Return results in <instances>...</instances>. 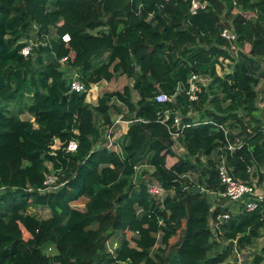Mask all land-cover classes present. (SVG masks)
I'll use <instances>...</instances> for the list:
<instances>
[{"label":"trees","instance_id":"1","mask_svg":"<svg viewBox=\"0 0 264 264\" xmlns=\"http://www.w3.org/2000/svg\"><path fill=\"white\" fill-rule=\"evenodd\" d=\"M200 1L206 6L193 14L191 0H0V264H238L234 240L242 250L264 235V202L250 212L212 210L206 193L224 189L213 158L221 147L234 176L264 183V90L252 68L264 62V0ZM34 24L40 43L25 56ZM228 27L238 37L237 58L222 36ZM221 56L235 61L224 76L216 72ZM69 67L87 88L117 75L132 82L92 107L88 89L71 90ZM194 72L213 76L196 102L186 93ZM160 92L175 100L156 101ZM112 109L131 121L123 153L97 147L95 115L111 124ZM166 109L168 125L176 113L191 124L179 137L183 156L158 120ZM71 140L75 152L67 150ZM229 142L241 146L231 151ZM149 165L158 183L175 189L164 202L148 183L135 185ZM50 171L64 185L43 193ZM223 211L231 212L225 245L213 254L221 241H212L210 220ZM118 232L124 239L111 251ZM49 245L54 253L45 252ZM252 264H264V243Z\"/></svg>","mask_w":264,"mask_h":264},{"label":"built area","instance_id":"2","mask_svg":"<svg viewBox=\"0 0 264 264\" xmlns=\"http://www.w3.org/2000/svg\"><path fill=\"white\" fill-rule=\"evenodd\" d=\"M206 1L201 2L200 0H191V12L193 14L197 13L200 9L206 6ZM34 33L33 36L37 33L38 27L36 24L33 25ZM222 36L231 42L229 48H226L231 52L234 58L238 57L237 50L238 45L236 43L237 34L233 30V28L228 27L225 28L222 32ZM63 39L68 42L70 41V35L66 33ZM27 44H25L21 50L22 54L25 56H29L32 54L33 48L36 47L40 42L37 40V37L34 36L30 39H27ZM68 62V56L63 57L61 59V64L65 68L66 63ZM235 65V61L229 56H221L219 58V62L216 64V72L219 76H224L233 71V66ZM213 81V76L208 74H202L194 72L190 76L188 80V86L186 93L189 95V100L192 102H196L199 100V94L203 91L204 88L208 87L210 83ZM98 89V85H91L90 88H87V84L84 79L75 72L73 77H71V90L77 91H85L88 89L90 93L92 89ZM175 100V96H170L167 93L160 92L156 96V101L160 103L173 102ZM194 110H191L189 115H191ZM171 119V110L166 109L164 111L158 112V120L163 124L168 126L169 132L172 137L176 141L183 134V130L190 126L191 124L183 123V117L181 114L176 113L173 117V122L168 125V121ZM125 121V120H124ZM119 122V121H118ZM130 120H126V123H130ZM193 124H197L194 122ZM223 128V127H222ZM104 137H106V144L104 145L111 151H115L117 153H123L122 146L117 142L115 137V123H109L104 125ZM61 146V142L59 139H56L55 145L53 148L58 149ZM241 143L235 144L229 142L228 148L231 151H234L237 147H240ZM78 148V143L76 140H71L67 145V150L70 152H75ZM217 170L220 177V184L224 189H219L216 191L207 189L206 193L209 196H213L217 201L213 204L212 210H214L217 206L224 207H234L237 206V211H231L232 213L241 212L246 210L248 212L254 211L258 208L259 203L264 202V190L262 189V185H258L255 183L248 182L244 179L237 178L233 175L231 167L227 163V159L224 155H220L219 163L217 164ZM59 177L54 171H50L46 175V178L43 183V188L40 189L41 192H52L60 189L64 183H58ZM148 192L154 197L156 200L160 202L166 201L167 197H171L175 195L174 188H166L160 183L152 182L148 183ZM231 212L223 211L217 215L216 218H211L210 220V228L212 231V241H221L222 235L224 233V224L231 216ZM163 224L162 221H160ZM222 242V241H221ZM116 243V242H115ZM234 248H233V257H238V264H246L242 256V252L247 251L246 249H240L238 246L237 240H234ZM50 246V245H49ZM116 244L111 246V251L114 250ZM247 247V246H246ZM230 262L233 261V258L229 259Z\"/></svg>","mask_w":264,"mask_h":264},{"label":"rangeland","instance_id":"3","mask_svg":"<svg viewBox=\"0 0 264 264\" xmlns=\"http://www.w3.org/2000/svg\"><path fill=\"white\" fill-rule=\"evenodd\" d=\"M260 63H261L260 61H257L256 63L253 64L254 67H252V68L254 69V71L258 75H260L262 77V80H261L262 83H260V85L258 86V90H261L262 87H263V90H264V62H262L261 64ZM66 67H68V62L66 63ZM75 72H77V70ZM131 82H132L131 79L126 78V76H120V77H118V75H117L113 80H111L109 82H106V81L103 82L105 84V86H103V83H100V85H98L99 88L96 89V94L98 96H100L105 91H113V90H116V89H123V87L126 84H129ZM263 90H262V92H263ZM93 95H94V93H90V95H88V97H87V100H90L89 102H91L90 105L92 107L94 106L92 103L93 102H97V97H98L97 96L95 99H93ZM133 97H134L135 100L138 98V94L136 93V91H133ZM117 104L120 105V106H122L119 103H117ZM261 112H262V115L264 116V107H262V111ZM111 115H112V117L114 115H117L116 111L115 110H113V111L111 110ZM191 115L196 120L198 118L197 116L199 114L197 115L195 112H193ZM24 117L27 118V119L30 118L28 115L27 116L25 115ZM101 119H102V117L101 118H97L95 120L96 123L97 124H100L101 123ZM114 123H115V128L117 126V128H116L117 132H121V129H122L121 125L124 124L123 116L122 115L116 116V119H115V122ZM120 123H122V124H120ZM105 139H106V137H105ZM118 139L117 140L119 141V143H121V138H118ZM179 141L181 142V140H179ZM182 145H183V143L181 142L180 145L177 144V145L174 146V149H175V151H176V153H177L178 156H180V155L183 156L186 153V150L185 149L183 150L180 147ZM222 153H223V149L221 147L220 152H218V149H217V150H215V152L213 154V158L217 160V164L219 163V158H220V155H222ZM202 158L203 159H206V156H203ZM173 160H174V158H173ZM167 161H170V160H167ZM168 165H170L169 162H168ZM144 168L147 169L146 170L147 172L141 171L142 168H139L138 169L139 172L135 176V183H136L135 185L137 187L140 185V183H144V182H146V183L156 182V179H154V177L152 176V171H153L154 168L152 166H150V165H149V167H144ZM188 177L192 178L193 180H197L198 174L190 173V174H188ZM262 189L264 190V185H262ZM210 200L212 201V204H214L217 201L213 196L212 197L210 196ZM230 210L233 211V212L234 211H237V206L230 207ZM33 213L36 214V215H38V216H41V217H47L50 214V210L47 209V208H37L36 210H33ZM123 239H124V237H123L122 232H118L116 234V236H114V239H112L109 244L111 246H113L114 244H116L115 243L116 241H119V243H121L123 241ZM177 239H179V236H177L174 241H177ZM262 242L264 243V235L261 236V237H259L256 240H254V242L252 243L251 246H247V247L244 248L247 251H249V257H248L249 259H246L245 260L246 261V264H252L253 257L257 253L260 245L263 244ZM224 245H225V243H223V241H222L221 242V246L214 247V250L212 251V253L214 254L216 252V249L217 250L222 249L224 247ZM45 252H47V253H54L55 252V247L53 245H50L47 248H45Z\"/></svg>","mask_w":264,"mask_h":264},{"label":"crops","instance_id":"4","mask_svg":"<svg viewBox=\"0 0 264 264\" xmlns=\"http://www.w3.org/2000/svg\"><path fill=\"white\" fill-rule=\"evenodd\" d=\"M74 73H75V70H73V69H71V68H69L68 69V73H67V75L69 76V77H73V75H74ZM103 82H105V81H100V82H98V83H96V84H94V85H100V83H103ZM107 82V81H106ZM103 86H105V84L103 83ZM106 92V91H105ZM90 93H94V95H93V99H95L98 95L96 94V88H94V89H92L91 90V92ZM90 93H89V95H90ZM104 93V92H103ZM99 97V96H98ZM98 97H97V99H98ZM88 101H90V100H88ZM90 104H91V102H90ZM93 105H96L97 104V102H93L92 103ZM120 104V103H119ZM116 105H118L117 103H116ZM118 106H120V105H118ZM113 110H115V109H112V111ZM116 111V110H115ZM116 113H117V115H114L113 117H112V121H113V123L115 122V119H116V116H118V115H122L121 113H118L117 111H116ZM99 115H95V120L97 119V118H101L100 116L98 117ZM95 123H96V121H95ZM97 124V123H96ZM120 124H122V123H120ZM99 127H101L102 128V132H101V138L98 140V142H97V147H102V146H104L105 144H106V139H105V137H104V125H105V123H104V121H103V118L101 119V123L100 124H97ZM120 126V125H119ZM128 126H129V124L128 123H126V120L124 121V124L123 125H121V127H122V129H121V132H117V130L115 131V137H116V140L118 139V138H121V143H119V139L117 140V142L122 146V141H123V137H124V135L126 134V132H127V130H128ZM116 128H117V126H116ZM115 128V129H116ZM177 144H179L180 145V141H179V139H177L176 140V142H175V145H177ZM183 150L185 149L184 147H183V145L182 146H180ZM75 207L76 208H78V209H83L85 206L82 204H78V205H75Z\"/></svg>","mask_w":264,"mask_h":264},{"label":"water","instance_id":"5","mask_svg":"<svg viewBox=\"0 0 264 264\" xmlns=\"http://www.w3.org/2000/svg\"><path fill=\"white\" fill-rule=\"evenodd\" d=\"M199 190H201V189L199 188Z\"/></svg>","mask_w":264,"mask_h":264}]
</instances>
